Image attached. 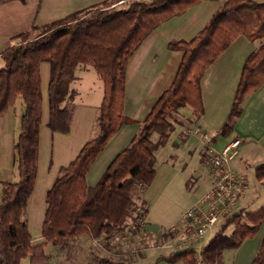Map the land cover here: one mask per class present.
Returning <instances> with one entry per match:
<instances>
[{"label":"trees","instance_id":"1","mask_svg":"<svg viewBox=\"0 0 264 264\" xmlns=\"http://www.w3.org/2000/svg\"><path fill=\"white\" fill-rule=\"evenodd\" d=\"M4 1V0H0ZM203 0H105L42 26L13 35V43L1 51L0 116L21 98L25 107L15 140L16 179L4 181L0 201V264H49L45 247H64L71 238L111 235L122 228L136 210L141 191L157 174L155 150L164 144L173 122L170 115L191 106L197 116L205 111L201 80L210 64L243 34L251 40L264 38V1L222 0L207 23L190 39L168 42L183 51L172 83L163 90L130 143L108 163L91 186L87 173L109 140L125 123L138 122L124 113L127 64L141 42L159 24ZM36 30V32H35ZM50 62L48 85L49 121L55 131L68 133L75 106L66 104L71 83L80 64L91 65L104 83L97 119L98 132L54 180L46 194L42 241L33 243L28 224V204L35 187L39 163V131L42 118L41 63ZM264 83V39L246 58L232 106L221 128L227 133L242 112L246 95ZM160 129L158 140L152 134ZM264 178V163L256 167ZM139 190V191H138ZM145 214L147 206L142 202ZM135 217V216H134ZM133 217V218H134ZM264 222V206L239 209L229 216L203 247L171 251L161 256L185 264H221L226 248H237L253 237ZM128 224V223H127ZM233 225L231 233L226 229ZM160 257V258H161ZM90 264H135L103 256ZM251 264H264V234Z\"/></svg>","mask_w":264,"mask_h":264},{"label":"crops","instance_id":"2","mask_svg":"<svg viewBox=\"0 0 264 264\" xmlns=\"http://www.w3.org/2000/svg\"><path fill=\"white\" fill-rule=\"evenodd\" d=\"M103 1L105 0L1 1L0 67L4 64L1 51L13 43V35L31 29L35 25H45ZM122 1L118 0V3ZM221 4L222 0H203L184 13L171 17L152 30L133 52L127 64L124 113L138 122L123 124L109 140L87 173L89 185L93 186L98 182L111 159L130 143L141 126L139 121L148 114L163 90L172 83L183 51L170 49L168 42L174 39L192 38ZM255 41L243 34L239 35L206 69L201 80L205 111L197 117L198 126L211 132H209L210 143L217 148L222 147L233 137H241L242 144L232 165L249 177V185L239 205L246 209H249V205L257 200L261 188L264 187V178L258 179L256 175V167L264 163V83L245 96L242 101V112L228 132L222 133L221 128L229 115L242 66L248 55L260 45L254 44ZM50 68L49 61L41 63L42 118L39 131L38 174L28 204V224L33 243L42 241V224L48 189L61 168L68 165L77 156L82 146L98 132L97 119L104 94L103 80L93 66L78 65L76 77L71 83L74 94H71L65 102L75 106L71 130L68 133L52 130L48 126ZM24 107L20 98L16 105L0 116V197L3 182L16 179L14 144L21 129V115ZM202 145L200 158L203 164L205 145L204 143ZM252 152L259 155L255 162L251 158ZM252 167L255 171L257 188L255 187L256 191L246 196V192L251 187L249 171ZM203 183L205 185L203 184L200 188L201 195L210 186L211 179L208 183ZM148 189L149 187L140 192L141 198L137 201L138 205H143L142 202L150 204L147 198ZM135 215L136 210L133 209L124 226L111 235L99 238L87 235L90 238L89 245L95 244L102 252H105L107 257L127 258L133 263L143 258L147 252L173 251L171 247L166 246L169 235L165 229L174 222H158L151 216L150 211H147L146 225L139 230H133L128 224ZM176 223H181V220ZM34 224L37 234H33ZM263 234L264 222L253 237L245 239L237 247L238 254H243L241 264H251L260 247ZM175 262L185 264L182 261Z\"/></svg>","mask_w":264,"mask_h":264},{"label":"rangeland","instance_id":"3","mask_svg":"<svg viewBox=\"0 0 264 264\" xmlns=\"http://www.w3.org/2000/svg\"><path fill=\"white\" fill-rule=\"evenodd\" d=\"M263 39L257 38L253 43L261 44ZM197 117L191 106L188 105L174 111L170 115L173 125L168 129L169 137L164 144L155 150L157 174L153 183L149 186L147 198L150 204H146V206L149 207L147 211H150L151 216L157 219L158 222H180L182 213L186 208L201 196L202 191L200 188L203 186V182L208 183L211 179L200 158V150L203 146L202 143H204L203 139L194 133L186 134L184 132L186 127L192 128L199 125ZM160 134L161 130H156L152 134L153 140H158ZM258 156L254 152L251 153L253 162L259 158ZM249 174L251 187L246 192V196L252 194L257 188L253 167L250 169ZM262 206H264V187L261 188L257 200L248 208L249 210H257ZM239 209H242L241 206ZM228 217L223 216L220 218L214 227L215 233ZM144 225H146V222ZM232 229L233 225H230L226 232L231 233ZM33 234H37L35 224L33 225ZM89 239L86 234H82L71 238L64 247L49 243L45 248L51 257L49 264H90L92 261L107 256L95 244L89 245ZM237 249L226 248L223 251L220 263L241 264L243 254H238ZM170 252H147L143 258L135 260V264H177V262L162 259L161 256ZM114 259L119 260L117 256ZM23 264H29V260L27 259Z\"/></svg>","mask_w":264,"mask_h":264},{"label":"built area","instance_id":"4","mask_svg":"<svg viewBox=\"0 0 264 264\" xmlns=\"http://www.w3.org/2000/svg\"><path fill=\"white\" fill-rule=\"evenodd\" d=\"M186 134L194 133L204 141L203 164L211 178L210 186L182 213L181 223L166 227L169 235L166 246L173 251L194 249L200 258L203 247L214 235V227L223 216L238 211L241 197L249 185L246 173L233 167L232 161L242 144L241 137H233L222 147L210 143L211 135L201 126L184 128ZM136 215L128 224L133 229L143 227L144 210L137 204ZM201 264V259L199 260Z\"/></svg>","mask_w":264,"mask_h":264}]
</instances>
